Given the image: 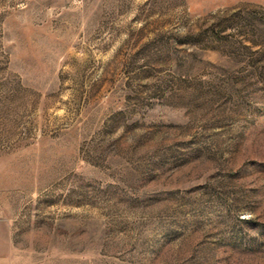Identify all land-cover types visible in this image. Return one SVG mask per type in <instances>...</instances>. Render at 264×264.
<instances>
[{"label": "rangeland", "instance_id": "374dc122", "mask_svg": "<svg viewBox=\"0 0 264 264\" xmlns=\"http://www.w3.org/2000/svg\"><path fill=\"white\" fill-rule=\"evenodd\" d=\"M11 264H264V0H0Z\"/></svg>", "mask_w": 264, "mask_h": 264}, {"label": "crops", "instance_id": "0c3cea01", "mask_svg": "<svg viewBox=\"0 0 264 264\" xmlns=\"http://www.w3.org/2000/svg\"><path fill=\"white\" fill-rule=\"evenodd\" d=\"M0 264H11V258L0 245Z\"/></svg>", "mask_w": 264, "mask_h": 264}]
</instances>
